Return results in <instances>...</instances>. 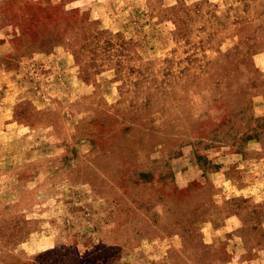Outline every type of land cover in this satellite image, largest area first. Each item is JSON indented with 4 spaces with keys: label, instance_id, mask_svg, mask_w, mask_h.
<instances>
[{
    "label": "rangeland",
    "instance_id": "rangeland-1",
    "mask_svg": "<svg viewBox=\"0 0 264 264\" xmlns=\"http://www.w3.org/2000/svg\"><path fill=\"white\" fill-rule=\"evenodd\" d=\"M0 264H264V0H0Z\"/></svg>",
    "mask_w": 264,
    "mask_h": 264
}]
</instances>
